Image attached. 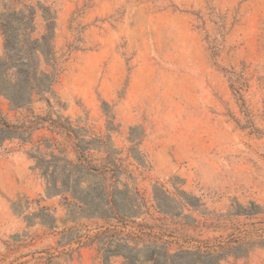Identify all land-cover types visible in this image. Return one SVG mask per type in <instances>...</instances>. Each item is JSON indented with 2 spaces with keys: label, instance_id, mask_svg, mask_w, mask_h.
I'll use <instances>...</instances> for the list:
<instances>
[{
  "label": "rangeland",
  "instance_id": "rangeland-1",
  "mask_svg": "<svg viewBox=\"0 0 264 264\" xmlns=\"http://www.w3.org/2000/svg\"><path fill=\"white\" fill-rule=\"evenodd\" d=\"M0 58V264H264V0H0Z\"/></svg>",
  "mask_w": 264,
  "mask_h": 264
},
{
  "label": "trees",
  "instance_id": "trees-1",
  "mask_svg": "<svg viewBox=\"0 0 264 264\" xmlns=\"http://www.w3.org/2000/svg\"><path fill=\"white\" fill-rule=\"evenodd\" d=\"M5 40L7 47L9 39L6 38ZM2 64L3 61L0 58V93L8 98L12 106L15 108L27 104L31 99V93L33 90L40 91L44 88V86H41L40 84H37L36 86H32L31 84L28 85L27 79L23 81L19 79V77H15V80H9L1 69ZM39 77V80H43V78H46V75L41 72ZM0 130L2 129L0 128ZM6 137L8 136H0V142Z\"/></svg>",
  "mask_w": 264,
  "mask_h": 264
}]
</instances>
